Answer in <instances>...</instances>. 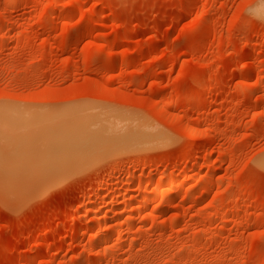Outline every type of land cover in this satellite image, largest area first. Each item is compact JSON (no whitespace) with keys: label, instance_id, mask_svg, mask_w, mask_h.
<instances>
[{"label":"rangeland","instance_id":"374dc122","mask_svg":"<svg viewBox=\"0 0 264 264\" xmlns=\"http://www.w3.org/2000/svg\"><path fill=\"white\" fill-rule=\"evenodd\" d=\"M3 108L0 264H264V0H0Z\"/></svg>","mask_w":264,"mask_h":264},{"label":"bare ground","instance_id":"6f19581e","mask_svg":"<svg viewBox=\"0 0 264 264\" xmlns=\"http://www.w3.org/2000/svg\"><path fill=\"white\" fill-rule=\"evenodd\" d=\"M261 9V8H260ZM259 12V10H257ZM256 11V12H257ZM263 11V9H262ZM261 11V12H262ZM260 13V12H259ZM258 13V14H259ZM19 110V109H18ZM35 115V114H34ZM27 116V115H26ZM19 117V115H18ZM24 117V116H23ZM38 117V116H37ZM29 118V117H28ZM48 118V117H46ZM40 119V118H39ZM21 119L17 118V114L16 112L11 109V108H3V109H0V140L1 139H8L6 140L8 142L9 145H12L14 146L15 150L18 152L17 154L19 155V157L16 159L19 160L23 163H30V165L32 167H34L35 165L37 166V164H43V167H47V165H44V162H48L50 163L52 160H54L55 158L56 159H59L61 158V160H63V158L67 157L68 158V155L69 156H75V155H78L80 157H83L85 154L83 152H76L78 151V148H76L77 146L79 147H82L84 146V143L81 144V142H89L90 140H93L95 139L94 137V134L93 135H90L89 131H88V128L84 127V126H81L82 129H84L85 131H88V133H80L79 128L77 129V127L75 128H72V126H69V127H66V128H63L64 130H61L59 132L58 128L56 131L53 132V134L51 135H48V134H45L41 143L40 142H37L39 143L40 145L37 146L38 144L36 143V146L34 145V143H31V140H34V137H35V134L34 132H36V128H40L38 127V125H40V123H36V124H33L34 127L30 126V125H27L26 123L24 125H19V123L21 122L20 121ZM38 120V119H37ZM51 120V119H50ZM49 120V121H50ZM35 121V120H34ZM39 121V120H38ZM46 121V120H44ZM48 121V122H49ZM52 121V120H51ZM50 121V122H51ZM103 121V120H102ZM101 121V122H102ZM12 122V123H11ZM87 123V122H86ZM100 123V122H99ZM103 123V122H102ZM29 124V123H28ZM42 124V123H41ZM84 124V123H83ZM110 124V123H109ZM89 125V124H88ZM91 125V124H90ZM103 125V124H102ZM114 125V124H113ZM117 125V124H116ZM23 126V127H22ZM92 126V125H91ZM108 126V125H107ZM60 127V126H59ZM94 127V125H93ZM101 127V126H100ZM103 127V130L105 129L104 125L102 126ZM110 127V126H109ZM51 128V127H50ZM53 128V127H52ZM62 128V127H60ZM32 130V132H28L29 130ZM56 129V128H55ZM87 129V130H86ZM92 129V128H91ZM102 129V128H100ZM109 131L108 134L107 132L104 133L103 135L101 136H108L109 134L111 133H115L114 130L112 132L111 128H107ZM115 129V127H114ZM23 131V135L21 137H18L20 134H17L18 131ZM39 130V129H38ZM48 130V129H47ZM54 130V129H53ZM81 130V129H80ZM95 130V129H94ZM44 131V130H43ZM46 131V130H45ZM82 131V130H81ZM93 131V130H92ZM106 131V130H105ZM50 133V130L48 131ZM83 132V131H82ZM103 132V131H102ZM21 133V134H22ZM46 133V132H44ZM102 134V133H101ZM107 134V135H106ZM117 134V133H116ZM123 134V133H122ZM86 135V136H85ZM114 135V134H113ZM143 135V134H142ZM112 136V135H111ZM116 136V135H115ZM87 137V138H86ZM117 137V136H116ZM123 137V136H122ZM127 137V135H126ZM21 138V139H19ZM83 138L87 139V140H84ZM105 137H101V139H104ZM118 138V137H117ZM129 138V137H128ZM38 140V139H37ZM107 140V139H106ZM106 140L102 143H104L103 145H105V142ZM116 140V139H115ZM132 140V139H131ZM2 141V140H1ZM95 141H98V140H95ZM119 141H121L119 139ZM133 141V140H132ZM75 142V144L77 145L75 147V145L73 144ZM4 143V142H3ZM30 143V144H29ZM100 143V142H99ZM107 143V142H106ZM119 144V143H118ZM92 145V144H91ZM99 146V144H97ZM101 145V143H100ZM131 144H129L130 146ZM7 146V145H6ZM43 147H45V150L46 151H43ZM94 146V145H93ZM124 146V145H123ZM74 147V148H73ZM113 147H115L113 145ZM13 148V147H12ZM41 149V151L44 153L42 155V158L41 157V154L38 153V149ZM93 148V147H92ZM101 148V147H100ZM81 148H79L80 150ZM104 149V148H103ZM111 149V148H110ZM76 150V151H74ZM90 150V149H89ZM92 150V149H91ZM76 152L75 153H73ZM94 151V150H93ZM112 151V150H111ZM120 151V150H119ZM72 152V153H71ZM92 152V151H91ZM15 153V152H14ZM90 153V152H89ZM40 154V155H39ZM41 160V161H40ZM51 160V161H50ZM40 161V162H39ZM43 161V162H42ZM52 163V162H51ZM40 166V165H39ZM35 169V168H34ZM48 169V168H47ZM46 170V169H44ZM152 182V181H151ZM210 188V187H209ZM177 192V191H176ZM180 192V191H179ZM152 194V193H151ZM153 196H147L145 197V202H149V201H152L154 198H155V195L156 194H152ZM158 195V194H157ZM174 195V194H173ZM176 196V195H175ZM189 198V197H188ZM156 200V199H155ZM130 202V201H129ZM134 204V203H133ZM144 206H147V205H144ZM171 208V206H169ZM142 208V207H141ZM167 208V207H166ZM132 210V209H131ZM134 210V209H133ZM132 210V211H133ZM142 210V209H141ZM135 211V210H134ZM129 214V213H127ZM127 217H129V215H127ZM128 219V218H127ZM91 234V233H90ZM120 234V233H119ZM100 239V238H99ZM100 241V240H99ZM98 242V241H96Z\"/></svg>","mask_w":264,"mask_h":264}]
</instances>
